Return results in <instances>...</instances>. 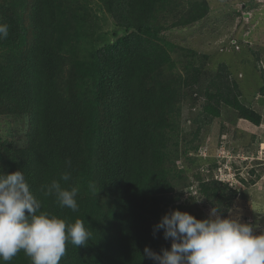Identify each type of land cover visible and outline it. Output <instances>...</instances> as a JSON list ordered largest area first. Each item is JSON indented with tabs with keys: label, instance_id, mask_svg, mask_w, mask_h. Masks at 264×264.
I'll use <instances>...</instances> for the list:
<instances>
[{
	"label": "trees",
	"instance_id": "trees-1",
	"mask_svg": "<svg viewBox=\"0 0 264 264\" xmlns=\"http://www.w3.org/2000/svg\"><path fill=\"white\" fill-rule=\"evenodd\" d=\"M96 1L116 30L98 47L99 28L84 24L98 17L90 0H0V23L9 28L0 39V118L10 124L9 136L0 138V171L21 170L42 211L85 221L87 246L69 242L59 264H154L144 249L162 255L163 229L154 237L153 228L166 214L161 206L172 201V181L185 179L174 167L178 142L168 149L182 103L191 100L183 87L197 86L203 99L199 118L191 119L193 140L222 107L256 126L261 118L238 104L241 91L227 67L198 91V67L179 74L164 49L170 44L159 37L160 16L185 27L202 17L205 2L185 9L177 0ZM66 172L67 182L60 180ZM194 177L205 207L226 218L237 191ZM52 180L79 188L77 212L44 196L42 185ZM8 264L31 261L21 251Z\"/></svg>",
	"mask_w": 264,
	"mask_h": 264
},
{
	"label": "rangeland",
	"instance_id": "rangeland-1",
	"mask_svg": "<svg viewBox=\"0 0 264 264\" xmlns=\"http://www.w3.org/2000/svg\"><path fill=\"white\" fill-rule=\"evenodd\" d=\"M177 1L185 9L190 8V3L201 4L203 1L207 10L202 12L200 19L185 27H170L173 20L160 16L157 25L163 29L159 32V37L171 45L166 44L164 49L176 65V71L186 75L189 67H198L202 72L200 80L203 86L197 90L201 91L220 65L227 67L230 77L238 82L241 91L238 104L256 115L261 112L262 121L260 126L252 127L249 132V124L256 125L240 121L244 119H239L237 112L222 107V115L205 126L193 140L197 124H192L191 119L197 118L201 113L203 99L195 96L197 86L190 88L185 85L183 92L191 100L189 98L182 103L179 128L173 132L174 137L168 146V149L174 150V143L178 142L179 158L174 167L184 172L185 179L172 181L175 189L167 196L172 201L161 206V209L166 214L179 210L198 220L207 219L212 209L205 207L197 194L198 183L194 175L204 181L215 180L225 184L228 181V187L237 191V197L226 218H236L241 223L259 226L254 230V234L259 235L264 230V159L259 161L256 160L259 157L249 156L256 154L254 144L262 134L260 141H264V98L261 96V89H264V0ZM89 3V9L98 17H88L84 24L88 29L99 28L94 41L98 47L113 39L112 35L116 30L113 21L100 9L97 1L90 0ZM199 121L202 125V119ZM9 129L8 119L0 118V132L4 134L0 138L8 137ZM236 131H241L246 136H240ZM250 142L251 147L245 148ZM195 146H198L196 151L192 150ZM184 149H188L187 156L183 154ZM222 149L224 152H221ZM161 236L160 247L166 249L171 245V238L165 240L164 235Z\"/></svg>",
	"mask_w": 264,
	"mask_h": 264
},
{
	"label": "clouds",
	"instance_id": "clouds-1",
	"mask_svg": "<svg viewBox=\"0 0 264 264\" xmlns=\"http://www.w3.org/2000/svg\"><path fill=\"white\" fill-rule=\"evenodd\" d=\"M8 34V25L0 23V39ZM70 179L67 172L60 177L65 182ZM60 180L42 185L44 196L54 197L61 208L77 212L79 188H64ZM255 227L259 226L241 223L236 218H221L216 207L204 220L173 210L153 228L154 237L163 229L164 239L171 238L170 250L161 249L162 255H158L145 247L144 255L157 264H264V230L256 235ZM90 237L83 219L68 223L42 211L40 200L21 170L10 174L0 171V264H8L21 251L31 264H59L69 242L83 247Z\"/></svg>",
	"mask_w": 264,
	"mask_h": 264
},
{
	"label": "crops",
	"instance_id": "crops-1",
	"mask_svg": "<svg viewBox=\"0 0 264 264\" xmlns=\"http://www.w3.org/2000/svg\"><path fill=\"white\" fill-rule=\"evenodd\" d=\"M260 109V108H259ZM261 110V109H260ZM261 114V112L259 113V115ZM260 118H261V115H260ZM240 121H244V122H247V121H245V120H240ZM261 121H262V119L260 120V124H261ZM248 123V122H247ZM249 124V123H248ZM260 124H259V126H260ZM251 127L249 128V132L252 130L251 128L252 127H254V128H256V127H258V126H253V125H251V124H249ZM238 130V129H237ZM239 132V133H238ZM236 134H239L240 136H243V137H245L246 136V134L245 133H242L241 131H236ZM263 135V134H262ZM262 135H260L259 137H258V142L256 143V144H254V147L256 148V154L255 155H250L249 156V158H255V157H259V158H262V160L264 159L263 158V154H264V150L262 149V147L264 146V141H260V139L261 138H263V137H261ZM248 136V135H247ZM224 137V136H223ZM251 137V136H250ZM252 138V137H251ZM249 139V138H248ZM249 140H251V139H249ZM251 142L250 143H247L244 147L245 148H250L251 147ZM258 145V146H257ZM257 149H258V151H257ZM222 151L224 152V149H222Z\"/></svg>",
	"mask_w": 264,
	"mask_h": 264
}]
</instances>
